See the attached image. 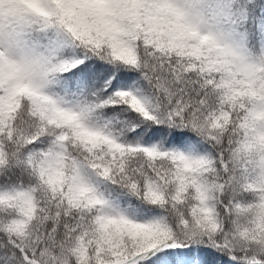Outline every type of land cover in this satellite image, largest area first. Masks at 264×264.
I'll return each instance as SVG.
<instances>
[{"label": "snow or ice", "instance_id": "snow-or-ice-1", "mask_svg": "<svg viewBox=\"0 0 264 264\" xmlns=\"http://www.w3.org/2000/svg\"><path fill=\"white\" fill-rule=\"evenodd\" d=\"M0 264H264V0H0Z\"/></svg>", "mask_w": 264, "mask_h": 264}]
</instances>
